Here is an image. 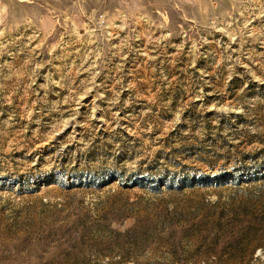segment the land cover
I'll return each mask as SVG.
<instances>
[{
	"label": "rangeland",
	"instance_id": "374dc122",
	"mask_svg": "<svg viewBox=\"0 0 264 264\" xmlns=\"http://www.w3.org/2000/svg\"><path fill=\"white\" fill-rule=\"evenodd\" d=\"M0 264H264V0H0Z\"/></svg>",
	"mask_w": 264,
	"mask_h": 264
}]
</instances>
